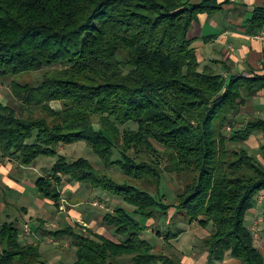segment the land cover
Wrapping results in <instances>:
<instances>
[{
  "label": "trees",
  "instance_id": "1",
  "mask_svg": "<svg viewBox=\"0 0 264 264\" xmlns=\"http://www.w3.org/2000/svg\"><path fill=\"white\" fill-rule=\"evenodd\" d=\"M223 3L0 0V78L45 70L34 85L11 80L21 101L17 109L0 101V161L28 166L41 156L57 158L34 180L39 197L56 211L62 185L73 182L123 203L102 217L112 236L82 232L74 221L45 229L54 242L69 243L53 249L70 257L68 264H182L156 251L146 235L153 228L149 221L172 205L174 220L183 214L184 222L210 229L202 240L207 264H223L227 257L264 264L246 225L264 190V113L240 125L233 119L249 99L260 97L264 74H225L216 61L202 63L189 36L200 13ZM243 26L247 33L261 32L264 7L255 6ZM53 101L61 108H53ZM33 106L40 115L32 114ZM255 134L263 141L262 160L239 147ZM76 142L126 180L94 168L87 158L68 161L59 154L60 145ZM161 160H167V171L184 177L172 205L160 190ZM132 181L154 184L155 193ZM175 223L156 225L155 235L178 237L183 229ZM22 231L16 220L0 225V264H52L40 242H28ZM64 259L56 264H67Z\"/></svg>",
  "mask_w": 264,
  "mask_h": 264
},
{
  "label": "rangeland",
  "instance_id": "2",
  "mask_svg": "<svg viewBox=\"0 0 264 264\" xmlns=\"http://www.w3.org/2000/svg\"><path fill=\"white\" fill-rule=\"evenodd\" d=\"M211 20L208 19L207 23H210ZM45 70H36L30 71L26 73H22L20 75H16L14 77L8 76L4 78H0V101L6 105H10L17 109V106L21 103L12 93L11 80L16 79L19 83H30L32 85L39 83L42 79L43 73ZM264 105V100L259 99L255 104ZM51 106L55 109L61 108V104L58 101H53L50 103ZM253 101H248L246 105L240 107V109L234 113L233 119L237 120V125L243 124L248 117L252 115V112H255V108L253 106ZM32 108V114L40 115V110L35 106ZM257 108V107H256ZM255 110V111H254ZM27 111L22 116H27ZM123 126H120L122 128ZM134 127V125H131ZM230 128H226V133H229ZM262 139L256 134L253 135L244 145H238L239 147H244L245 150L249 154L257 155L260 159V149L259 145L262 144ZM161 149L160 147H157ZM58 152L60 155H64L68 161L75 160L79 157L87 158L93 165L94 168L102 170L103 172L111 175L115 179L119 181L126 180L121 171L115 166H111L106 168L101 161L97 158V156L91 151V149L84 142H76L67 145H60ZM57 158L41 156L38 157L33 164L28 166H21L19 169L22 170L20 172L16 168L12 170L13 176L18 180V183L15 182V185L3 189L0 188V221L3 223L4 221L16 220L18 226L22 227L24 233H28L30 231V225L36 226L37 218H46L45 225L47 230L49 229H57L61 226H66L68 217H71V212H78L81 219L79 221H74L79 224V229L85 232L84 229L91 230L93 233L104 234L106 236H112L109 228L102 224V217L107 210H112L117 204H123L119 199L113 197L112 195L104 192L100 189H93L87 185L75 183H66L62 185L61 188V200H60V211L55 209V206L52 202L46 200L45 204L42 207L39 206L37 198L39 197L36 187L34 186V180L41 175H46L48 169L53 165ZM262 160V159H261ZM168 163L167 160H161L160 169H161V182H160V190L164 193L163 201L167 204H174L177 192H179L184 186V177L178 176L175 173H170L164 167L165 164ZM34 167L35 170H34ZM24 169V170H23ZM36 171V172H35ZM19 174H22V177H19ZM27 182H32V185ZM137 185L144 187L152 193H155V185L149 183H142L140 181H132ZM70 185L69 187H67ZM76 185V186H74ZM21 187V189H20ZM6 188V189H5ZM35 195L38 197L36 198ZM40 198V197H39ZM76 198V199H75ZM42 199V197H41ZM256 201H261L263 197L259 194L256 198ZM44 200V199H43ZM70 203H74V207L69 206ZM256 203V202H255ZM3 204V207H1ZM30 206V207H28ZM22 207H28V212H23ZM71 210V211H70ZM174 205L170 206L165 215H158L154 219L150 220L149 224V232L146 234L149 235L150 242L155 245V250L164 253L169 257H175L182 264H207V256L206 250L203 245V238L209 235L211 232L209 228H201L196 223H187L184 222L183 214H179L178 217L174 220L172 218L174 216ZM260 215L258 217H254L251 225L246 222V225L250 227L253 231V236L255 238V244L259 248L260 240L263 237V225H264V207L263 210H260ZM33 215L30 217V215ZM55 215H59V218ZM55 216V217H54ZM160 217V218H159ZM171 218V219H169ZM180 218V219H179ZM29 220V221H28ZM179 220V221H178ZM72 221V220H71ZM170 221L172 224L174 221L175 227L182 228L183 232L176 237L172 238L169 241L163 239L164 237L161 235H155L156 225L164 227L165 222ZM25 222L27 224H25ZM164 223V224H163ZM30 224V225H29ZM44 225V224H43ZM42 225V226H43ZM27 229V231L25 230ZM49 245L54 246H64L68 247L67 242L65 241H56L51 237H47L45 239ZM263 254V253H262ZM65 254H62L61 251L52 250L44 254L47 261L52 264H56L59 259L63 260ZM231 257H227L228 260ZM223 261V264H241L238 260L234 259L233 261ZM232 259V258H231ZM66 263L70 262V257L65 258ZM118 264H127L124 263V259H120Z\"/></svg>",
  "mask_w": 264,
  "mask_h": 264
},
{
  "label": "crops",
  "instance_id": "3",
  "mask_svg": "<svg viewBox=\"0 0 264 264\" xmlns=\"http://www.w3.org/2000/svg\"><path fill=\"white\" fill-rule=\"evenodd\" d=\"M219 3H223L221 8L214 10L210 14L200 13L198 20L193 23L189 32V36L194 38L193 45L197 52V57L202 63L210 61H216V65L223 73L234 72L246 75L251 69L257 74H264V37H257V34L247 33L243 26L244 18L251 15L255 6H263L264 0H217ZM208 19L211 20V24H208ZM264 33V29L261 31ZM226 67H225V66ZM259 99L264 100V91L260 92V97L249 99L253 101L255 112L253 115L264 113V105L256 103ZM257 107V108H256ZM21 166L11 162L8 159L0 161V188L5 186L7 189L14 186L18 180L13 176L12 170L19 169ZM36 167H34L35 170ZM24 170V169H23ZM36 172V171H35ZM22 177V174H19ZM32 185V182H27ZM72 184V183H71ZM75 184V183H73ZM68 185L67 187H69ZM76 186V185H74ZM5 188V189H6ZM21 189V187H20ZM263 199L256 201L254 206L249 210L246 216V222L251 225L254 217L260 215V210L264 207V190L260 192ZM35 197L37 198L38 195ZM76 199V198H75ZM47 199L37 198L40 207L45 204ZM50 201V200H48ZM52 202V201H50ZM69 206L72 210L74 203H70ZM3 207V204L2 206ZM30 207V206H28ZM28 207H22L23 212H28ZM61 210V209H60ZM59 210V211H60ZM70 210V211H71ZM31 213V211H29ZM71 217H68L69 222L79 221L81 219L78 212H71ZM30 215V214H29ZM57 216V215H55ZM54 216V217H55ZM33 219V215L29 218ZM59 218V215L57 216ZM72 220V221H71ZM29 221V220H28ZM37 225H30V231L27 233L25 240L28 242L39 241L40 249L43 253H47L54 249V246H50L45 240L47 236L44 234L46 218H37ZM45 222V225L41 226V223ZM0 221V225H1ZM25 224H27L25 222ZM22 228V227H21ZM262 238L259 242V249L264 255V225H263ZM23 233V231H22ZM104 235V234H103ZM52 238V237H51ZM207 256V253H206ZM46 259V257H45ZM229 261L234 259L229 258ZM226 259V261H228Z\"/></svg>",
  "mask_w": 264,
  "mask_h": 264
},
{
  "label": "built area",
  "instance_id": "4",
  "mask_svg": "<svg viewBox=\"0 0 264 264\" xmlns=\"http://www.w3.org/2000/svg\"><path fill=\"white\" fill-rule=\"evenodd\" d=\"M257 37H264V33L260 32L259 34H257ZM27 231V229H25Z\"/></svg>",
  "mask_w": 264,
  "mask_h": 264
}]
</instances>
